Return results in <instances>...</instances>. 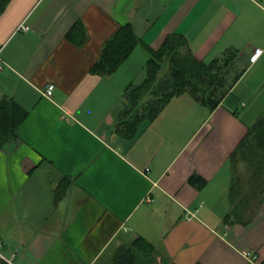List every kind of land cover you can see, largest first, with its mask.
Instances as JSON below:
<instances>
[{
  "label": "crops",
  "instance_id": "crops-1",
  "mask_svg": "<svg viewBox=\"0 0 264 264\" xmlns=\"http://www.w3.org/2000/svg\"><path fill=\"white\" fill-rule=\"evenodd\" d=\"M128 23L152 49L183 34L238 79L213 109L182 93L121 136L122 93L144 80L147 48L109 76L91 67ZM0 46V101L26 111L0 148V252L14 264H112L137 237L153 249L131 246L133 264H264V197L240 208L229 195V156L264 110V0H10Z\"/></svg>",
  "mask_w": 264,
  "mask_h": 264
},
{
  "label": "trees",
  "instance_id": "trees-1",
  "mask_svg": "<svg viewBox=\"0 0 264 264\" xmlns=\"http://www.w3.org/2000/svg\"><path fill=\"white\" fill-rule=\"evenodd\" d=\"M9 1L0 0V13ZM77 25L83 30L81 25ZM76 35L79 34L76 32ZM142 43L131 24L121 25L103 45L91 72L101 76L111 75ZM144 45L149 54L144 66L146 76L142 82H131L124 88L122 114L114 129L125 138H131L136 133L142 120H153L176 95L189 93L208 108H215L228 93L232 82L238 79L236 76L228 80L223 64L217 59L209 62L197 59L181 33L167 35L157 49ZM25 116L26 111L13 98L6 97L0 101V148L17 138L18 128ZM229 162L232 171L229 195L234 206L241 208L248 205L251 199L253 203L256 198L261 201L264 197V110L248 124L247 132L230 154ZM189 182L198 187L206 183L197 174L191 175ZM65 192L66 187L60 184L54 190V200L57 201ZM131 246L146 255L153 249L143 237H137L131 245L117 248L112 264H133Z\"/></svg>",
  "mask_w": 264,
  "mask_h": 264
},
{
  "label": "built area",
  "instance_id": "built-area-1",
  "mask_svg": "<svg viewBox=\"0 0 264 264\" xmlns=\"http://www.w3.org/2000/svg\"><path fill=\"white\" fill-rule=\"evenodd\" d=\"M18 29L27 30L28 26L26 24H22V25L18 26ZM1 49L2 48L0 46V68L2 66ZM260 52H261L260 48H255L254 52H253V56L251 57V59L252 60L256 59V57L260 54ZM52 88H53V85H48L47 88L43 91V94L46 95V96H50L51 92H52ZM187 214H189V212ZM187 217H190V215H188ZM1 247H2V244L0 243V248ZM245 254L249 256V255H251V251L247 250L245 252ZM15 255H16V253H11V255L7 257L3 253L0 252V257L3 258L5 261H7L9 264H14L12 262V260L15 257Z\"/></svg>",
  "mask_w": 264,
  "mask_h": 264
},
{
  "label": "rangeland",
  "instance_id": "rangeland-1",
  "mask_svg": "<svg viewBox=\"0 0 264 264\" xmlns=\"http://www.w3.org/2000/svg\"><path fill=\"white\" fill-rule=\"evenodd\" d=\"M247 79H249V77L248 78H246V80ZM250 79H252V77H250ZM247 85L245 84V85H243L242 87H246ZM252 96V93H248V95H246L245 94V96L243 97V100L247 103V107L246 108H244V111H243V117L244 118H247V117H250V116H252V103H250L251 101L249 100V98ZM252 100V99H251ZM255 106H253V110H255L256 108H254Z\"/></svg>",
  "mask_w": 264,
  "mask_h": 264
}]
</instances>
